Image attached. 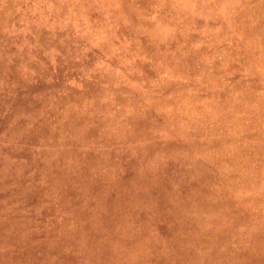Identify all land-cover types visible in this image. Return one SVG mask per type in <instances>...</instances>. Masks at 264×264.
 <instances>
[{"label":"rangeland","instance_id":"rangeland-1","mask_svg":"<svg viewBox=\"0 0 264 264\" xmlns=\"http://www.w3.org/2000/svg\"><path fill=\"white\" fill-rule=\"evenodd\" d=\"M0 264H264V0H0Z\"/></svg>","mask_w":264,"mask_h":264}]
</instances>
